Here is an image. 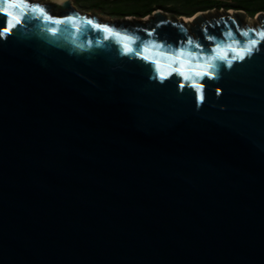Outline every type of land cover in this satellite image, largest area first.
Returning a JSON list of instances; mask_svg holds the SVG:
<instances>
[{
  "label": "water",
  "instance_id": "water-1",
  "mask_svg": "<svg viewBox=\"0 0 264 264\" xmlns=\"http://www.w3.org/2000/svg\"><path fill=\"white\" fill-rule=\"evenodd\" d=\"M246 17L3 0L0 264H264V41L208 67Z\"/></svg>",
  "mask_w": 264,
  "mask_h": 264
},
{
  "label": "trees",
  "instance_id": "trees-1",
  "mask_svg": "<svg viewBox=\"0 0 264 264\" xmlns=\"http://www.w3.org/2000/svg\"><path fill=\"white\" fill-rule=\"evenodd\" d=\"M111 5L113 17L144 19L157 10L175 17L190 18L211 10L244 11L249 18L264 13V0H90Z\"/></svg>",
  "mask_w": 264,
  "mask_h": 264
},
{
  "label": "snow or ice",
  "instance_id": "snow-or-ice-1",
  "mask_svg": "<svg viewBox=\"0 0 264 264\" xmlns=\"http://www.w3.org/2000/svg\"><path fill=\"white\" fill-rule=\"evenodd\" d=\"M2 3H3V0H0V4H2ZM25 7L27 8V12L28 13L38 14L40 17H43L45 20L51 21L53 24L66 23L65 21H52L51 20V17H48L46 15L45 9L43 7H41V6H27L26 5ZM16 22L19 23L20 21L17 20ZM86 23L93 24V21L92 20H87ZM217 23H219V21ZM225 23H227V22L225 21ZM93 26L96 27L98 30H102L104 32L111 31V29H109L107 27L101 28V26L99 24H95ZM3 31L4 32H7L8 29L5 28ZM52 32L55 35L56 29H52ZM250 33H254L255 36L258 37V39H256V38L250 39L249 41H247L244 45H242L239 48L238 52H237V49L231 48V45H229L228 46L229 47V50L233 52V56H232V58L230 60L227 59L226 56H224V57H220V56H209L208 57V67L209 68H216V67H218L215 63H213V61H215L217 59L227 60L228 66L230 67L233 60H243L246 55H250L256 49L257 45L261 41H264V29H261L258 32L255 29H249L247 31L242 32L241 35L247 37V36L250 35ZM113 35H117L118 36L119 33H113ZM227 36L229 38H232V36H233L232 30L230 28L228 29ZM127 39H131V38H127ZM132 43H135V41H132ZM187 43H188V45H192L193 44V40L191 38H189L188 41H187ZM196 46L198 47V45H196ZM219 47H220V45H217V49H219ZM133 51H134V49L132 47L125 46V53L126 54L127 53H131ZM136 54L137 55H141V52L139 50H137L136 51ZM143 58L144 59H147V57H143ZM153 63H155V61H153ZM204 75H210V73H204ZM164 78L165 77L161 76V79H164ZM186 79H187V77H186ZM200 100L203 101V95L200 96Z\"/></svg>",
  "mask_w": 264,
  "mask_h": 264
},
{
  "label": "rangeland",
  "instance_id": "rangeland-1",
  "mask_svg": "<svg viewBox=\"0 0 264 264\" xmlns=\"http://www.w3.org/2000/svg\"><path fill=\"white\" fill-rule=\"evenodd\" d=\"M35 2H39L42 4H49L51 2V0H32ZM53 1V0H52ZM72 1V5L73 7L84 14H88L91 16H97L98 18H100L103 21H109V22H120L121 19L120 17H113L112 12L114 11L111 8V5L109 4H105V3H101L100 1H97V7H93V3L94 1H90V0H71ZM216 12H214L215 14ZM167 18L170 20H173L175 18V16L173 14L167 13ZM150 21L151 18H144V20ZM140 20V19H137ZM133 21V20H132ZM245 23L247 25H249L250 27H258L260 26V22L259 20L255 19V18H249L246 17L245 18ZM188 29L190 30V27H188Z\"/></svg>",
  "mask_w": 264,
  "mask_h": 264
},
{
  "label": "bare ground",
  "instance_id": "bare-ground-1",
  "mask_svg": "<svg viewBox=\"0 0 264 264\" xmlns=\"http://www.w3.org/2000/svg\"><path fill=\"white\" fill-rule=\"evenodd\" d=\"M57 5H62L66 0H53ZM193 18H185V21H192Z\"/></svg>",
  "mask_w": 264,
  "mask_h": 264
}]
</instances>
